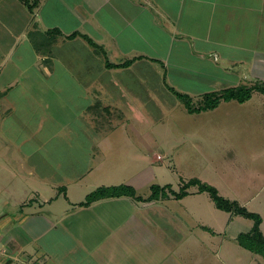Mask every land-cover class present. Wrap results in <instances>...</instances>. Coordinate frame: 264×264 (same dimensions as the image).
<instances>
[{"label": "crops", "instance_id": "obj_1", "mask_svg": "<svg viewBox=\"0 0 264 264\" xmlns=\"http://www.w3.org/2000/svg\"><path fill=\"white\" fill-rule=\"evenodd\" d=\"M154 31L160 37L153 36ZM73 32L80 35L67 38ZM81 34L108 53L113 48L120 59L116 64L144 56L117 69L147 58L161 61L141 50L148 40L179 44L188 38L196 59L214 61L216 78L223 72L221 78L240 81L235 85L215 81L214 86H251L264 83V0H0V173L15 180L10 187L15 183L25 190L20 195L14 188L0 196V264H179L186 220L183 204L174 207L169 202H182L198 192L188 188L189 194L181 199L168 190L169 197L150 199L151 192L142 196L139 186L147 182L137 185L131 175L122 174L120 145L115 144V138H121L118 143L129 147L133 136L115 137L111 133L115 127L105 134L65 136L69 138L65 141L54 134L19 131L31 120L26 115H33V107L25 106L27 100L41 106L34 96L37 89L23 80L28 73L49 78L40 93L53 94L55 100L62 89L53 78L65 72L76 84L66 88L68 98H58L71 107L81 102L86 126H94V119L103 123V108H96L93 120L88 115L103 103L105 84L118 85L105 63L101 68L105 71L98 72L97 67L90 74L86 64L85 72H74L78 61L94 62L100 56ZM74 49H85L86 54L78 55ZM8 64L13 68L2 74ZM109 104L115 108L114 101ZM110 122L107 125L112 126ZM58 141L68 145L60 157L55 150L62 146ZM27 179L32 182L25 186ZM121 184L132 186L136 196H110L82 205L99 187ZM254 212L262 217L264 236V212Z\"/></svg>", "mask_w": 264, "mask_h": 264}, {"label": "rangeland", "instance_id": "obj_2", "mask_svg": "<svg viewBox=\"0 0 264 264\" xmlns=\"http://www.w3.org/2000/svg\"><path fill=\"white\" fill-rule=\"evenodd\" d=\"M153 36L160 37L156 31ZM181 40L179 44L175 41L155 44L148 40L140 46L141 50L161 61L147 58V61L136 62L127 69H106L118 86L113 88L106 83L104 92H108L104 94L103 103L93 106L88 115L89 121L93 120L96 108H103L104 114L100 118L103 119L102 124L106 123L104 126L98 125L95 119L94 126H86L84 117L80 116L81 102L72 104V108L61 99L68 98L70 95L66 93V88L76 84L71 76L62 71L53 78L56 86L62 89L53 100V94L40 93L42 88H47L50 79L35 73L26 74V69L25 85L37 89L34 96L40 99L41 106L38 108L37 103L31 104L27 100L25 106L33 107V115H26L31 120L19 131L24 135L54 134L65 141L69 139L65 136L105 134L115 127L117 129L111 132L115 137H134L129 147H125L123 141L118 143L121 138H115V144L120 145L122 174L131 175V181L137 185L144 180L147 182L145 186H139L142 196L152 192L150 186L167 183L173 184V189L179 192L184 182L198 178L216 187L224 198L244 204L249 211L258 209L264 212V94L255 92L244 103L222 101L215 109L189 113L184 102L174 95L169 86L188 94L192 98V107H197L202 95L219 88L213 85L215 81L229 82L230 85L240 84V81L221 78L224 77L223 72L216 78L218 70L213 69L214 61H199L195 58L191 40ZM112 49L109 53L106 50V56L101 54L98 61H78L72 66L76 68L74 72H82V69L85 72L86 64L90 74L95 73L97 67L100 69L98 72L105 71L101 68L106 59L113 63L120 61L118 53ZM74 50L78 55L86 54L85 49L81 52ZM12 68L13 65L8 64L1 69L2 74ZM80 78V82L84 83L85 79L81 75ZM73 96L71 98L76 99ZM113 101L115 108L111 109L109 103ZM35 121L41 122L37 124ZM108 121L112 126L107 125ZM65 144L62 141L57 143L59 147L55 150L59 157L60 151L67 149ZM156 152L162 155L161 161L155 159ZM142 153L146 155L140 156ZM4 173H0V196L12 192L14 188L20 195L24 194L25 190L19 185L14 187L13 183L14 186L10 187V181L15 180H10L9 175ZM30 182L25 180V186ZM10 189L12 191H8ZM190 191L198 193L182 202H169L174 207L183 204L186 220L179 264H258V261L264 264L263 254L246 250L238 239L241 234L253 235V219L218 209L211 195L200 193L197 186H191ZM262 231L264 233V222Z\"/></svg>", "mask_w": 264, "mask_h": 264}, {"label": "trees", "instance_id": "obj_3", "mask_svg": "<svg viewBox=\"0 0 264 264\" xmlns=\"http://www.w3.org/2000/svg\"><path fill=\"white\" fill-rule=\"evenodd\" d=\"M28 7L30 10H33L34 6L28 4ZM78 35L80 34L77 32H73L72 34L68 35L67 38L73 39ZM81 36L90 44V46L93 47L95 53L106 56V50L102 46L97 44L91 37L85 34H81ZM143 57L144 56L142 55H138L119 64L112 63L108 59H106L105 66L108 69L124 68ZM169 89L174 93V95H176L184 102L185 106L188 108L189 113H199L215 109L222 101H237L239 103H244L252 98L254 92L264 94V83L254 84L251 86L239 85L235 87H226L207 92L202 95L200 104L197 107H192V98L188 94L178 92L170 86ZM191 186H198L200 192H208L214 200L218 209L232 214L241 215L248 219H253V235L241 234L238 239L241 246L246 247L252 252L264 255V249L262 248V245H264V236L260 231L262 217L258 213L249 211L246 207L240 205L237 201H232L224 198L220 195L216 187L203 182L198 178H193L187 182H184V185L181 187L179 192L173 191L170 184H166L164 186L152 185L150 199L169 197V193L175 196L177 199H181L189 194L188 188H190ZM167 190L169 191V193L167 192ZM121 195H129L135 197L136 191L132 186L126 184H121L114 187L102 186L90 193L87 196L86 201L83 202L82 205H89L93 201L101 198ZM136 198L142 200V197L137 196Z\"/></svg>", "mask_w": 264, "mask_h": 264}, {"label": "built area", "instance_id": "obj_4", "mask_svg": "<svg viewBox=\"0 0 264 264\" xmlns=\"http://www.w3.org/2000/svg\"><path fill=\"white\" fill-rule=\"evenodd\" d=\"M156 160L157 161H160V160H162L163 159V157H162V155L161 154H159V153H156Z\"/></svg>", "mask_w": 264, "mask_h": 264}]
</instances>
